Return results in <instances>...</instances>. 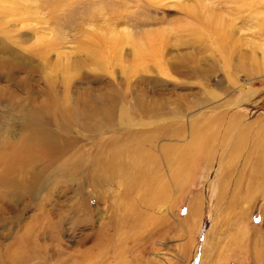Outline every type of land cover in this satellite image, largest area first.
<instances>
[{
  "label": "rangeland",
  "instance_id": "374dc122",
  "mask_svg": "<svg viewBox=\"0 0 264 264\" xmlns=\"http://www.w3.org/2000/svg\"><path fill=\"white\" fill-rule=\"evenodd\" d=\"M19 1L4 16L0 56L15 61L3 63L0 86L21 96L29 87L39 98L53 81L51 88L60 106L85 92L96 103L107 96L104 102L118 108L115 134L106 133L103 140L88 138L86 158L101 144L106 146L111 136L122 140L128 131L141 130L144 133L137 135L134 149L143 151L147 159L152 156L147 175L154 183L161 181V186L165 182L161 190L166 198L161 202L166 210L148 212L151 219L146 223H139L136 213L132 232L124 228L111 238L114 231L107 223L119 206L126 208L125 188L117 184L96 189L93 198L104 197L100 212L76 226L72 224L76 216L67 215L59 234H42L39 243L47 247L34 253L36 259L29 264H58L75 250L90 249L96 244L97 230L109 244L99 246L101 255L92 250L95 264H264V188L254 181L253 191L248 189L257 155H252L246 168V155L242 158L240 150L232 149L239 131L264 122V0ZM54 2L56 7L50 10ZM228 33L233 34L229 39ZM223 40L224 46L235 47L236 56L247 54L246 65L254 70L226 65L220 48ZM9 101L1 104L0 121ZM223 129L228 137L221 143L214 134ZM151 134L158 138L155 148L149 142ZM249 139L247 153L254 152L253 137ZM131 141L126 142L130 148ZM258 171L262 175L263 170ZM78 178L82 182V176ZM72 181V186H57L53 191L54 202H65L69 210L78 199L76 183L81 184ZM146 184L140 189H146ZM85 186L83 193L92 194ZM5 191L0 187L3 258L12 251L10 244L21 224L32 221L35 214L34 205L4 200ZM235 191L241 197L238 205L228 206ZM145 194L137 190L133 203L145 200ZM95 202L90 201L93 208ZM160 228L159 235L150 236ZM118 240L127 247L119 262Z\"/></svg>",
  "mask_w": 264,
  "mask_h": 264
},
{
  "label": "bare ground",
  "instance_id": "6f19581e",
  "mask_svg": "<svg viewBox=\"0 0 264 264\" xmlns=\"http://www.w3.org/2000/svg\"><path fill=\"white\" fill-rule=\"evenodd\" d=\"M18 1L19 0H0V44L3 48L4 45L2 38H4V16H8L9 12H11L9 10L14 9L15 7L13 6L16 5ZM21 3L22 2L19 4ZM54 4L55 6H53ZM55 7L56 3L54 2L49 9L51 10ZM14 14L12 13V15ZM231 30L234 33L235 29L234 31L233 29ZM214 33L218 34L217 36L220 38L218 32L215 31L213 34ZM231 36H233L232 33H228V35H226L228 39ZM220 40L222 39L220 38ZM224 44L223 40L220 48L225 51L224 53L226 56L224 59L226 61V65L231 64L237 70H254L255 67L246 65V60L249 58L247 54L243 55L242 53H239L238 56H236L238 51H234L235 47L230 46V49L227 47V44L226 46H224ZM194 45L196 44L194 43ZM9 61L13 63L15 60L5 59L0 56V79L2 78L3 73V63L7 64ZM255 61L256 57H252L253 66L257 65ZM21 65L22 64L20 63V66ZM50 81L51 80H49V82ZM52 83L53 81L47 83L42 95L39 98L31 91V89H29V87L25 92V96H21L18 95L19 93L15 94L10 91L5 86H0V108L3 100L6 99L11 101H9L10 103L3 109V118L2 121H0V131H2V134H0V187H3L4 190H6L4 193V200H9L13 203L18 202L23 205H34L35 208V214H33L34 219L24 225L21 224L22 228L19 229L16 233L14 241L10 244L12 251L10 250L9 253H7L9 255L4 256V258L0 257V264H4L5 262H9V264L31 263L34 259H36L34 253L47 247L44 242L39 243L41 242L40 238L42 234H46L47 236L59 234L63 229L61 227V223L66 220V216L70 213H72V216H76L74 221H72V224L75 226L91 221L92 216L94 214L96 215L97 212H100V202L104 200L103 196L102 199L93 198L96 189H103L106 186H114L117 184L120 188L122 185H124L125 188H123L125 191L122 194V198L124 197V202H128L126 208H122V205L119 206L117 215L113 216L114 218H112V220L110 219L107 223L112 232L114 231L111 238L121 234V231L124 228H128L131 231L134 228L132 227V225H134L133 223H136L137 220V218H133L136 213L137 217L139 216L138 222L142 223L145 221L146 223L147 220L150 221L151 219L148 212L155 211L157 208H160L159 213L162 209L163 211L166 210L164 205L161 206V202L166 200V198L163 197L164 193L162 191L163 186H165V182L161 186V181L154 183L147 175V172L149 173V170L146 169L147 163H149V161L152 162V156L147 159L143 151L140 149H134L137 135L143 134L144 132L142 133L141 130H130L126 135L128 137L122 139L124 141L119 140L116 136H111V138L109 137L110 141L107 142L106 146L101 144L100 147L94 149V153L91 152L90 157L86 158L87 154L85 153L84 142L87 141L88 138L93 137L97 140H103L106 139V133L115 134L113 127L118 108L112 102H104V100L108 98L107 96H102L98 103L94 102L91 98H88L89 96H86L87 92H85V96H81L82 94L79 96L77 94L78 97H76L73 102H68L67 99V102H65L66 104L64 105L62 103L64 106H60L61 103L56 100L54 95L55 92L51 88ZM128 114V112H124L126 117ZM127 118L130 119L129 117ZM204 125H206V123ZM204 125L203 128L205 127ZM232 128L233 126H228V129L233 130L234 128ZM197 129L194 131L196 132ZM222 131L215 132L214 135L218 138L216 139L217 141L223 140L221 143H224L228 134H226L227 132H224L226 130L223 129ZM81 133L82 135H79ZM175 133L176 132H174V134ZM222 133L224 134L222 135ZM162 134L165 135L163 132ZM197 135L199 134L197 133ZM250 137H253L252 141L255 153H247L248 148H246V146L250 142ZM131 140H134V146L132 148H130L129 144H127ZM157 140L158 138L156 134H151L149 136V142L154 143V148ZM200 141L202 142L201 139ZM139 142L142 141L139 140ZM122 145H126L127 148H121L120 146ZM223 145L221 144V146ZM232 145L234 152L235 150H238V152L240 150L241 157L246 155L244 156L245 162L243 163L246 168L249 163H251V158L253 159L252 155H257V163H254V166H252L248 179L249 188L248 186L247 188L252 190L256 186L255 182L258 184V181L264 188V122L256 121L247 128L245 127V129H242V131H239L236 140ZM176 163H180V161ZM260 169L263 170L262 175H258L260 173L258 170ZM228 172L229 171H227L226 167L225 174L227 177ZM80 176H82V182L78 178ZM69 178H72V180H79L81 183H76L77 188L74 192L78 199L71 204L72 208H70V210L67 206H64L65 202L59 201V204L54 202L53 194L54 188L57 186H63L65 189L67 185L72 186L73 181ZM144 180L147 183L145 185L147 188L140 189V186L145 182ZM240 181V179L236 180L234 186L236 187ZM250 181L255 182L251 183ZM83 182H85V184ZM251 184L255 185L254 187L252 186V189L250 187ZM83 186L87 187L88 190L91 189L93 193L90 195L86 194V196L83 193ZM137 190L144 191V194L146 193L145 195L147 197L145 200L141 202L139 201V204H134L133 201ZM65 194L66 193H64V195ZM249 196L250 195H248V197ZM240 198L239 192H233L230 196L228 206L238 205ZM94 200L96 202L93 208L90 201ZM192 208L193 205H191V210H188V216L190 212H193ZM53 212L54 217L52 218L51 215H53ZM75 212H77V214H75ZM172 224L173 223L170 225ZM136 227H140L139 230H142L141 226ZM142 228L145 229V226H142ZM162 228H164V225ZM162 228L156 230L155 233H151L150 236L156 234L159 235ZM97 232L98 233L95 234H98V237L94 247L86 250H75L73 253H70V256L67 259L59 260L58 264L94 263L92 260V250L97 249L96 251L99 255H101L102 250H100L99 246L103 245L106 247V245L109 244V241L102 238L100 235L101 231L97 230ZM125 238L126 240H129L132 236H125ZM126 250V243H120L118 240V245L115 248L117 262L124 259V253ZM70 261L72 262L70 263ZM102 264H106V262Z\"/></svg>",
  "mask_w": 264,
  "mask_h": 264
}]
</instances>
